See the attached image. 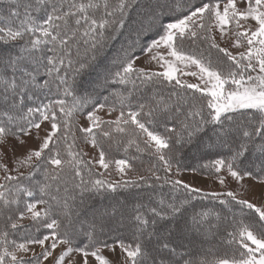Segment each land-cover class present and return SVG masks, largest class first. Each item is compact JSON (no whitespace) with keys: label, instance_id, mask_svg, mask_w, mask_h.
Wrapping results in <instances>:
<instances>
[{"label":"snow or ice","instance_id":"1","mask_svg":"<svg viewBox=\"0 0 264 264\" xmlns=\"http://www.w3.org/2000/svg\"><path fill=\"white\" fill-rule=\"evenodd\" d=\"M193 144L215 158L184 165ZM142 154L155 162L127 178ZM113 165L118 180L96 171ZM201 170L222 190L179 178ZM247 179L264 186V0H0V264H264V191L246 198ZM221 224L218 258L173 239Z\"/></svg>","mask_w":264,"mask_h":264},{"label":"trees","instance_id":"2","mask_svg":"<svg viewBox=\"0 0 264 264\" xmlns=\"http://www.w3.org/2000/svg\"><path fill=\"white\" fill-rule=\"evenodd\" d=\"M187 46V45H186ZM94 75V73H92ZM92 74L88 77V79L91 78ZM103 95H107V93H103ZM198 95V94H197ZM55 98V97H53ZM90 110V109H89ZM163 129H161L162 131ZM79 135V133H78ZM196 147H201L198 144H193L192 146H185L183 149H181L182 152V163L186 166L193 167L198 164H203L207 160L214 159L215 156L209 154L207 151H201L199 154V157L196 160H191L188 158L190 149ZM112 151V158H124V152L122 150H117L115 147H113ZM132 153H129L131 155ZM155 162L154 158L149 157L147 154H142L140 156V159H138L135 162V168L136 172H139L141 174H146V172L142 171V169L149 166L150 163ZM200 172L206 173L205 171L201 170ZM160 175H164L163 172L160 173ZM99 178V177H98ZM37 180H41L42 176H37ZM164 192H168V187L166 186L163 189ZM127 193L121 192L119 195L117 194H111L107 197L105 196H95L92 199H88L85 201L83 205L80 204L79 199L75 202V206L70 209V211L75 214L77 211L80 212V220H85L90 218L91 212L96 209H103L105 206H110L115 200H121L123 201L125 199V196ZM146 198V197H145ZM132 201H129L131 203ZM71 203V202H70ZM210 201H193V207L189 209V214H191L194 211H198L203 207H211ZM215 223V221H213ZM221 231L220 233L215 237H208L205 238L202 235H197L195 232L187 234V238H184V234H174L173 239L177 240L178 242H182L186 246V250L190 253V256H186L185 259L191 258L194 261H198L201 258H207L212 259L214 257H220L225 252L230 251L223 243L220 241V236L223 235V228L224 225H220ZM215 231V230H213ZM120 234L123 236V238L131 239L130 233L128 230L120 229ZM109 243H114L113 240H109Z\"/></svg>","mask_w":264,"mask_h":264},{"label":"rangeland","instance_id":"3","mask_svg":"<svg viewBox=\"0 0 264 264\" xmlns=\"http://www.w3.org/2000/svg\"><path fill=\"white\" fill-rule=\"evenodd\" d=\"M221 46H227L222 44ZM233 52L237 51L236 49H231ZM144 57L141 56L140 60H138V65L139 66H146L144 64ZM154 70H159L157 66L152 65ZM96 76V73L94 72V75L92 74L91 79H94ZM185 79H187L189 82L195 83L197 82L195 78L193 77H184ZM101 116H103L105 119H112L114 118L113 114L112 116H109L105 111H102L99 113ZM80 123L83 124L84 126H87V121L84 115L80 116ZM45 127H48L47 125H45ZM43 134V133H42ZM14 143V142H13ZM79 147L83 149V151L85 153H87V156L85 157L86 159H98L99 153L98 151L91 145V144H87L85 143L83 140H80L79 142ZM28 146L30 147H35L37 146V141L35 140H29V144ZM23 151V149L21 148H17L16 149V154L19 155L21 152ZM201 151H206L203 147H198L196 149V147L190 149L189 151V155L188 158L191 160H196L199 157V154ZM113 159H121V158H113ZM8 160L10 162L11 160V154H9ZM11 163H9V167H11ZM96 171L97 172H104V178L106 179H111V180H118L120 179V176L116 173L115 171V167L114 165L112 166L111 169V175H109V173L105 172L104 169L99 168V166L96 167ZM147 174V173H146ZM146 174H141L139 172H128L127 174V178H133L137 175H146ZM180 179L184 180L185 182L191 183L193 186L196 187H201L204 190H208V191H212V190H222V186L219 185L218 182L214 181L209 175H207L206 173H202V172H196L193 173L191 171H186L184 173L181 174V176L179 177ZM245 183L247 185H250L252 187V191L248 192L246 195V198L252 200L253 202H257L259 203L261 200V193L262 191H264V186H261L255 182H253L250 179H247L245 181ZM223 190H234V191H240V187L239 185H237L234 181H232L230 178L228 179V183H227V187ZM40 206L38 205V208ZM25 223H27V221H24ZM37 251H39V248H37ZM59 251V250H57ZM116 254L113 255L112 252H110L108 249H104V255L107 256L110 260L114 261V262H118L119 261V256H120V249L117 247L116 248Z\"/></svg>","mask_w":264,"mask_h":264}]
</instances>
